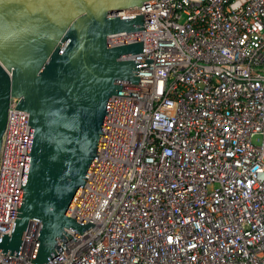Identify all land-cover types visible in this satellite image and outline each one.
Returning <instances> with one entry per match:
<instances>
[{
    "label": "built area",
    "instance_id": "built-area-1",
    "mask_svg": "<svg viewBox=\"0 0 264 264\" xmlns=\"http://www.w3.org/2000/svg\"><path fill=\"white\" fill-rule=\"evenodd\" d=\"M113 14H144V29L108 40L144 41L123 58L154 60L123 84L149 90L114 95L72 210L95 225L46 264H264V0H149ZM17 103L0 151V241L31 130ZM40 228L32 220L19 255L0 249V264H35Z\"/></svg>",
    "mask_w": 264,
    "mask_h": 264
},
{
    "label": "water",
    "instance_id": "water-1",
    "mask_svg": "<svg viewBox=\"0 0 264 264\" xmlns=\"http://www.w3.org/2000/svg\"><path fill=\"white\" fill-rule=\"evenodd\" d=\"M149 0H0V151L13 98L31 126L15 222L2 252L19 255L32 220L41 222L32 262L67 249L71 232L95 224L72 215L100 155L114 95L149 90L124 59L144 41L111 46L109 36L144 29V14L114 15ZM75 239V238H74ZM76 240V239H75Z\"/></svg>",
    "mask_w": 264,
    "mask_h": 264
},
{
    "label": "rangeland",
    "instance_id": "rangeland-1",
    "mask_svg": "<svg viewBox=\"0 0 264 264\" xmlns=\"http://www.w3.org/2000/svg\"><path fill=\"white\" fill-rule=\"evenodd\" d=\"M254 142H255V143H259V142H260V137H256V138H254Z\"/></svg>",
    "mask_w": 264,
    "mask_h": 264
}]
</instances>
